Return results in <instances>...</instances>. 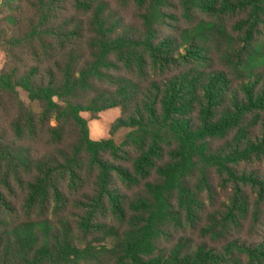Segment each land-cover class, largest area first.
<instances>
[{"label":"trees","instance_id":"obj_1","mask_svg":"<svg viewBox=\"0 0 264 264\" xmlns=\"http://www.w3.org/2000/svg\"><path fill=\"white\" fill-rule=\"evenodd\" d=\"M0 264H264V0H0Z\"/></svg>","mask_w":264,"mask_h":264},{"label":"rangeland","instance_id":"obj_2","mask_svg":"<svg viewBox=\"0 0 264 264\" xmlns=\"http://www.w3.org/2000/svg\"><path fill=\"white\" fill-rule=\"evenodd\" d=\"M20 98L29 103L25 94L18 90ZM32 109H35L34 104H30ZM81 116L86 120L88 135L92 140H99L104 138H110L113 142L119 143L129 131L127 127H117L110 133V127L119 116V110L117 108H111L98 113L97 118L92 119L87 113H81Z\"/></svg>","mask_w":264,"mask_h":264}]
</instances>
